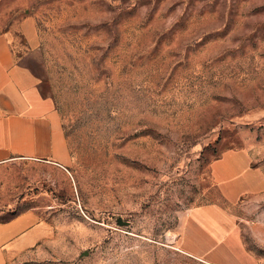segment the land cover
<instances>
[{
	"label": "rangeland",
	"instance_id": "rangeland-1",
	"mask_svg": "<svg viewBox=\"0 0 264 264\" xmlns=\"http://www.w3.org/2000/svg\"><path fill=\"white\" fill-rule=\"evenodd\" d=\"M0 26L67 145L63 166L0 168V223L37 216L10 264H211L179 244L203 207L237 230L239 264H264V191L233 204L213 176L228 150L264 176V0H0Z\"/></svg>",
	"mask_w": 264,
	"mask_h": 264
},
{
	"label": "crops",
	"instance_id": "crops-1",
	"mask_svg": "<svg viewBox=\"0 0 264 264\" xmlns=\"http://www.w3.org/2000/svg\"><path fill=\"white\" fill-rule=\"evenodd\" d=\"M31 19L17 26L31 43ZM0 26V168L18 161L51 160L64 164L67 145L54 100L45 96L34 72L17 61ZM213 176L230 203L264 191V176L245 150H228L213 164ZM217 207L197 208L181 222L179 244L188 255L211 264L247 260L237 230ZM37 216L24 213L0 223V264H10L36 242ZM236 260V261H235Z\"/></svg>",
	"mask_w": 264,
	"mask_h": 264
}]
</instances>
